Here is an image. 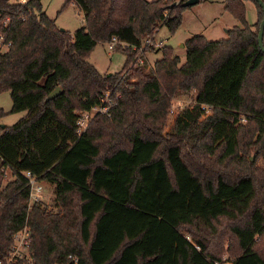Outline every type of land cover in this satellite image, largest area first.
Returning <instances> with one entry per match:
<instances>
[{"label":"trees","instance_id":"trees-1","mask_svg":"<svg viewBox=\"0 0 264 264\" xmlns=\"http://www.w3.org/2000/svg\"><path fill=\"white\" fill-rule=\"evenodd\" d=\"M184 1L66 0L84 21L70 35L41 0H0V92L10 94L8 113L24 112L0 127V167L13 176L0 190V261L13 235L28 226L35 264H71L70 253L77 264H218L209 242L225 218L239 250L229 264H264L257 250L264 238V168L240 155L248 136L257 154L264 149L262 9L251 0L261 14L251 25L247 0H224L240 26L219 40L186 39L182 63L163 45L146 69L137 57L151 45L138 48L148 37L154 41L161 26L176 31ZM112 36L128 45L115 49L126 60L121 71L100 73L87 56ZM56 87L60 93L47 100ZM190 90L194 105L176 114L172 139L162 138L169 102ZM105 93L114 101L110 115L95 114L78 133V113L101 104ZM6 114L0 108V118ZM192 152L205 157V172L189 166ZM27 172L53 186V210L29 205ZM189 225L211 238L185 234Z\"/></svg>","mask_w":264,"mask_h":264},{"label":"rangeland","instance_id":"rangeland-1","mask_svg":"<svg viewBox=\"0 0 264 264\" xmlns=\"http://www.w3.org/2000/svg\"><path fill=\"white\" fill-rule=\"evenodd\" d=\"M22 2V0H19ZM66 0H41L43 11L52 19L60 28L68 31L73 35L74 31L84 25L83 13L80 8L70 2L65 4ZM245 18L248 22H256L261 19V14L251 0L245 1ZM257 17V19H256ZM4 22L7 21L5 18ZM240 21L234 18L228 11L224 9V0H203L192 6L185 8L182 11L181 25L174 33H170L166 26H161L153 36L155 42L151 45V49H147L142 59L148 69L153 62L161 57V46H170L174 53L179 56L180 63L185 61L186 49L183 43L186 39L193 35L201 34L206 40H219L226 38L227 31L233 26H240ZM228 29L227 31H225ZM1 41V40H0ZM0 49L4 50L5 46L0 42ZM87 60L92 63L100 73L112 74L121 71L126 60V54L121 50L111 51L107 48L106 42H98L87 56ZM195 90L187 92H178L169 102L168 114L165 118V126L162 131V138L172 139V126L176 114L184 107L194 105ZM0 108L7 112L5 116L0 118L1 125L10 126L24 115V112L8 113L11 108V98L8 91L0 92ZM209 112V108H206ZM203 119V117L201 118ZM254 137L248 136L242 140L240 155H244L253 161L257 168H264V149L257 154V144H254ZM204 156L202 153L192 152L190 158H186L191 169L194 171L205 172L203 166ZM207 158V157H206ZM13 179L11 171L1 166L0 167V190ZM36 185L41 186L40 203L46 206L49 210H53V186L45 181H38ZM33 201L29 200L31 206ZM218 232L215 233L212 239L210 234L203 231V228L187 226L183 228V232L188 234L189 230L197 237L206 236L211 242L210 248L220 255L221 262L218 264H229V260L236 256L239 250H236L235 241L229 232L231 222L225 218H220L215 223ZM190 239L192 236H188ZM257 250L264 257V238L257 240Z\"/></svg>","mask_w":264,"mask_h":264},{"label":"built area","instance_id":"built-area-1","mask_svg":"<svg viewBox=\"0 0 264 264\" xmlns=\"http://www.w3.org/2000/svg\"><path fill=\"white\" fill-rule=\"evenodd\" d=\"M25 0H22L24 2ZM0 40L2 41V38L0 37ZM0 41V42H1ZM107 48L111 51H114L118 45L120 46H128L126 43L121 42L116 36H112L107 42ZM155 42L152 41L149 37L144 40L142 45L138 48V50L141 52L146 46L154 45ZM156 45V44H155ZM132 49H137V47L133 46ZM138 63L142 64L143 59L142 57H137ZM118 97V94H116ZM102 103L95 105L91 107L90 110L80 112L78 113L77 119H76V125L78 127V133L84 131L86 129V126L88 125L89 121L93 118V116L97 113L110 115V108L114 104V101L110 98L109 93H105L102 98ZM204 109H206V106H203ZM207 111V110H206ZM240 122L245 123L246 118L242 117L240 119ZM26 176L29 179V185H30V198L34 202H40V192H41V186L36 185L38 181L30 175L29 172L26 173ZM30 242H31V236H30V228L28 226H24L19 231H17L13 235L12 244L9 248V251L7 253V256L5 257L4 261H0V264H8L13 260L16 259H22L25 261V264H35L32 257V251L30 249ZM67 260L71 264H77L78 263V256L75 254H68Z\"/></svg>","mask_w":264,"mask_h":264},{"label":"water","instance_id":"water-1","mask_svg":"<svg viewBox=\"0 0 264 264\" xmlns=\"http://www.w3.org/2000/svg\"><path fill=\"white\" fill-rule=\"evenodd\" d=\"M262 9V19L259 23V28H258V35H257V42H258V46L259 48L264 52V44H263V35H264V3L262 2V0H255ZM199 0H186L183 2V6L184 7H188V6H192L196 3H198ZM63 29V28H61ZM61 91L60 87H56L53 91H51L49 93V95L47 96V100L52 99L53 97H55L57 94H59ZM5 125H1V128L4 127Z\"/></svg>","mask_w":264,"mask_h":264},{"label":"crops","instance_id":"crops-1","mask_svg":"<svg viewBox=\"0 0 264 264\" xmlns=\"http://www.w3.org/2000/svg\"><path fill=\"white\" fill-rule=\"evenodd\" d=\"M245 3H246V2H245ZM256 19H257V17H256ZM246 21H247V20H246ZM255 22H256V20H253V22H248V21H247V23H248V24H251V25L254 24ZM227 30H228V29H226L225 31H227Z\"/></svg>","mask_w":264,"mask_h":264}]
</instances>
